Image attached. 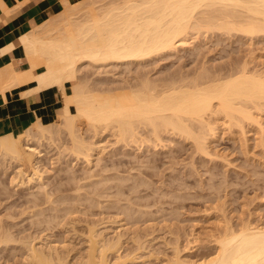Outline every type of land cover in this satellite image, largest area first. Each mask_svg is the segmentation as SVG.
Wrapping results in <instances>:
<instances>
[{
	"label": "bare ground",
	"instance_id": "6f19581e",
	"mask_svg": "<svg viewBox=\"0 0 264 264\" xmlns=\"http://www.w3.org/2000/svg\"><path fill=\"white\" fill-rule=\"evenodd\" d=\"M27 1H29V0L19 1L17 6H15L13 8H9L4 4L3 0H0V5L3 6L4 12L6 13V15L7 14L10 15V11L18 9L19 7H21V5H23ZM61 2L63 4V8L60 7L59 10L54 8L52 11H50L46 15V18L44 17L45 20L43 23L34 26L33 30H30L29 32H26L24 35H22L19 38L17 43H12L9 46L7 45V47L6 48L4 47V49H2V51H1V52H5V51L7 52V51H14L16 49L20 50L22 55L29 61L30 68H28L27 70H24V71L21 69H18L17 68V66H18L17 58L13 62L6 64L3 67H0V92L4 93L6 95L9 91H12L15 88H29L28 90H24L22 92V94L26 95V93H28V92H32V91L36 92L42 88H48L50 85H55L56 87H58V91L60 92V94L63 98L62 99V105L57 110V114H58L59 120H60L58 123L54 122L53 121L54 119L49 121V122H43L42 119L39 117L37 121H35L30 127H28L25 131H23L20 134H9V135H5V136H0V168L1 169H3V167H4V169L6 167L8 168L9 165L11 167V165H12L11 162H14V163H16V167H18L16 169L20 170V171L19 170H16V171H18L19 173L21 171H25V174L27 173L26 175H28V178L26 176V179L29 180V182L31 181V183H32L34 177L35 178L37 177L36 175L39 174L38 176H40V173H38L39 171H37L39 167L36 166L37 160H39L38 158L41 156V153H40L41 151L37 148L39 146L38 143L41 144L40 139L42 138V140L44 142L46 139H47V141L49 139L51 141V138H54L53 136L56 132H57V134L55 135L56 137H57V135L59 137V132L62 135V132H63L62 130H65L66 133L68 134V136L72 140L71 143L73 144L72 145L73 147H72L71 152L73 153L74 152L73 149H74L75 152H77L76 155H78V156L80 155V157L83 156L82 158L86 157L87 158L86 160L88 161L87 163L89 164V161L90 160L92 161V159L91 158L89 159L88 157H91L92 156L91 151L95 150V149H93L94 148L93 143H92L93 141H91V140L96 138L95 134L99 135V134L105 133L104 131H107V130L112 132L114 137H116L115 140L113 139L115 142L122 141L124 144L127 143L129 145L131 143H135L136 145L141 143L142 146H143V144H145L144 143L145 141H147V142L152 141L151 143H154V145L157 146L159 144V141L161 142L163 135L165 136L168 134L167 135L168 137H170V135H173V137H175L174 135H177L178 137H183L185 140L186 139L187 140L192 139L191 141H193V142H191V144L193 143L195 145V149H196L195 154H196V152H198V153L200 152L202 154H204V153L209 154L208 153L210 151V150L208 151L209 145L213 141L212 138H215L213 136L217 135L216 134L217 128L219 130V128L223 126L222 127L223 129H226V127H228V128H230L228 130H232V127L235 126L234 128H238V127L242 128L241 132H243V129H244L243 125L245 124L246 121L247 122H253V123H251V125L252 124L254 125L257 122L258 123L260 122L258 120H260V118L262 116L261 111L263 112V109H264V72L262 69H261L262 72L259 71L260 69L258 71L257 70L254 71V69L250 70L251 69V68H249L250 64L248 65V64H246V62L244 64V61H241V62H243V65L242 64H241V66L239 65L238 67H240V68L237 67L236 70L233 69L234 68V65H233L232 70H234V71L231 73L229 71L230 74H228V75L222 74L220 72L217 73L215 71H214L215 74H213V72H212V74H209V73H207L209 69L207 70V72H205L206 70L202 71L200 69L199 71H202V72H200L199 74H197L193 77H190L189 75H185V76L182 75L181 76L178 73L180 76L174 75V76L169 77L166 80H163L162 82L161 81L155 82V79L152 81L149 78H147V77H150L147 74L146 78L144 77V80L141 79L142 80L141 82H139V79H138L139 84L136 83V81H137V79H136L135 83L137 85L136 86L134 85L135 87H133V85L131 83H129V84H131L132 86L129 85L128 81L124 79L125 81H127L126 85H129V87H131V88L129 89V87H128L127 89H129V90H126V89L123 90L124 88H122V90H120V89L118 90L119 92L116 91L117 88L114 91H111L110 87H109L110 88L109 91H107L108 89L106 87L105 88L107 90H105L104 87H103L104 89L102 88L103 91L105 90L107 92H105V91L101 92L100 89H98L99 92L97 89H96V92H93V88L91 89L90 87H88V83L85 82L86 79L84 80V77L83 78L81 77L84 81L83 80L78 81V79H81V78H79L78 75H81L80 74V68L82 67L83 64H86V63H87V65L88 64H90V65L91 64L102 65V63L103 64L104 63L107 64L108 62L109 63L110 62H113V63L114 62H119V63L123 62L124 63V62H128L131 60H133V61L137 60V62L138 61L140 62V61L145 60V58H149V57L157 55L161 52L165 53V51H167V50L171 51L172 49L176 48L177 43L180 44V42H182V43L185 42V40L187 38L186 36H188L187 34H189V31H191V30L192 31L195 30V31L199 32L200 29H202V30L206 29L205 30V32H206L208 30L210 31V29L212 31L218 29L221 32L222 31L225 32V34L226 33L230 34L232 32L233 33L242 32V33H244L246 35L248 34L250 36L251 35L254 36L255 33L258 34L261 31L264 32V0H108V2L105 0H61ZM35 19H36V17H35ZM218 30H216V31H218ZM194 32H192V33H194ZM198 32H197V35H198ZM205 32H204V34H205ZM238 63H239V61H238ZM87 65H85V66H87ZM201 65H203V64H200V68H202ZM125 66L127 67V65H125ZM205 66H207V65L205 64ZM204 69H206V68H204ZM225 69H226V67H225ZM197 70H198V68H197ZM221 70H222V68H221ZM139 71H141V70H139ZM209 71H211V70H209ZM226 71H227V69H226ZM146 73H148V72H146ZM220 74H222V75H220ZM133 76H135V75L133 74ZM141 76H143V75H141ZM167 76L168 75L166 74V77ZM134 78H132V79H134ZM136 78H138V77L136 76ZM125 81H124V84H125ZM132 81H134V80H132ZM130 82H131V79H130ZM92 83L91 84L89 83V86L92 85ZM122 83H123V81H122ZM108 86H110V85H108ZM120 86L118 88H121L123 86V84L121 87ZM115 87H117V86H115ZM94 90H95V88H94ZM33 95H35V94H33ZM263 117H264V115L262 116V118ZM234 128H233V130H234ZM87 130L88 131L93 130V132L95 133V134H92V135H94V137L90 136V138H92L90 140L91 142L88 140V138H89L88 136L90 133ZM85 131H87L89 134L86 133ZM100 132H102V133H100ZM84 133H86L88 135L87 136L88 138L85 136L87 139H85ZM239 133H240V131H239ZM232 134H234V133H232ZM61 135H60V137H61ZM58 137H57V139H58ZM173 137L171 136V138H173ZM112 138H111V140H112ZM36 139L39 140V141H37L38 143L36 142V145H38V146H35L33 144V141ZM99 139H100V135H99ZM101 139H102V137H101ZM174 139H172V140H174ZM246 139L247 138H245V140ZM54 140H56V139H54ZM248 141L249 140H247V142ZM147 142H146V144H147ZM162 142H163V140H162ZM91 143H92V145H91ZM245 143H246V141H245ZM98 144H100V142H98ZM42 145H41V147H42ZM129 145H127V146H129ZM141 145H140V147H141ZM96 146H97V144H96ZM102 146H101V148H102ZM247 146H249V145H247ZM69 147H70L69 145L66 148H64V146H63V149H65V150L69 149L70 150L71 147L70 148ZM104 147H106V146H104ZM104 147H103V149H104ZM144 147H147V146H144ZM138 149L140 150V148H138ZM193 149H194V147H193ZM245 150H247V149H245ZM115 151H116V149H115ZM59 156L61 157V155H59ZM74 156H75V154H74ZM95 156H97V155H95ZM126 156H128V155L126 154ZM193 156H194V154H193ZM149 157H151V156H149ZM41 158H42V156H41ZM99 159H102V158L99 157ZM141 159H144V158L142 157ZM145 159L147 160V158H145ZM153 161L155 162V160H153ZM153 161L152 162L150 161V164L153 163ZM4 162H8L10 164L8 165ZM138 162H142V161L138 160ZM145 162H142L141 164L144 165ZM99 163L100 162L98 160L97 164H99ZM5 164L8 166H6ZM75 164H76V162H75ZM130 165H132V163ZM139 165H140V163H139ZM139 165H137V166L139 167ZM194 165H192V166H194ZM137 166H133V167L130 166V167H132V169H133ZM65 167H66V165H65ZM84 167H86V166H84ZM89 167H91V166H89ZM121 167L123 168V166H121ZM141 167L143 168V166H141ZM146 167H147V165H146ZM151 167L152 166H150V168ZM67 168H69V167H67ZM110 168L112 169V167H110ZM110 168H108V169H110ZM1 169H0V171H2ZM108 169H107L106 173H108ZM129 169L131 170V168H129ZM5 170L8 171L7 169H5ZM10 170H12V168ZM98 170H100V169H98ZM130 170L128 171L129 174L131 171L133 172L135 169L131 170V171ZM69 171H71V170H69ZM86 171H89V169ZM143 171H145V170H143ZM143 171H141L139 169L137 171V173L134 174V176H137L139 178L140 176L143 175L142 174ZM116 172L120 173L118 170ZM21 173H20V175H21ZM93 173L95 174V172H93ZM124 173H122L123 176H124ZM210 173H211V171H210ZM23 174H24V172H23ZM115 175H117V174H115ZM247 175H249V174H247ZM90 176H89V178H91ZM102 176H100V177H102ZM118 176H119V174H118ZM128 176H130V175H128ZM100 177H98V178H100ZM143 177L146 178L147 175L146 176L144 175ZM143 177H140L141 178L140 181L142 180ZM66 178H67V175H66ZM121 178H122V176H121ZM129 178L130 177H126V174H125V177H123V181H122L123 183L126 181L130 182V184H129L130 189H128L130 191H128V190H126V191H128V192H132L131 190L135 191V188H137V186L139 189L140 183L135 184L136 181L134 179L135 186L132 187L131 185H133V184H131L132 181ZM71 179H72V177H71ZM100 179L106 180L107 178L102 177ZM108 179H111V178L108 177ZM116 179H117V177H116ZM127 179H129L130 181ZM176 179H177V177H176ZM13 180L14 179H11L12 182H13ZM76 180L78 181V179H76ZM87 180H89V179H87ZM87 180H85V182ZM95 180H97V179H95ZM99 180H97V181H99ZM113 180H115V179L113 178ZM73 181H74V179H73ZM118 181H120V180L118 179ZM146 181H148V178ZM149 181H151V180H149ZM201 181H202V179H201ZM208 181H209V179H208ZM78 182H80V181H78ZM82 182H84V181H82ZM106 182H108V181L106 180ZM106 182L104 183V185L107 184ZM138 182H139V180H138ZM218 182H219V180H218ZM90 183H91V181H90ZM97 183H99V182H97ZM143 183H144V181H143ZM143 183L141 184V186L147 184V182H146V184H143ZM213 183L215 184V182H213ZM74 184H76V183H74ZM180 184H181V182H180ZM223 184L221 186H223ZM80 185H81V183H80ZM118 185H120V184H118ZM204 185L205 184H203V186ZM78 186H79V184H78ZM78 186H76V187H78ZM81 186L83 187V185H81ZM105 186L107 187V185H105ZM185 186H187V185H185ZM185 186H184V188H186ZM86 187H87V185L85 186V188ZM117 187H115L114 189H116ZM39 188H40V190H42L41 187H39ZM78 188L82 189L81 187H78ZM104 188L105 187H102V189H104ZM110 188H112V186ZM124 188H128V187L124 186ZM181 188H183L182 185H181ZM4 189H6V188H4ZM43 189H45V187ZM88 189L90 190L91 187ZM138 189H136V190H138ZM92 190L90 191V193L93 192ZM104 190H100L99 192L104 191ZM107 190H108V188H107ZM214 190H215V188H214ZM217 190H215V191H217ZM77 191L78 190L76 188L75 192L78 193ZM45 192H47V191H45ZM52 192L55 193L54 191H52ZM52 192L50 189L49 194ZM123 192H120V193L124 194ZM153 192L155 194V191H153ZM44 193H43L44 196L42 195V197H46ZM80 193H81V191H80ZM85 193L83 194V196L85 195ZM136 193H137V191H136ZM136 193H135V195H138V193H140V192H138L137 194ZM142 193H144V192H142ZM175 193H173V194H175ZM36 194H38V192ZM79 194H78V196H79ZM86 194H88V193H86ZM103 194H104V192H103ZM105 194L109 195L108 193H105ZM133 194L134 193H132V195ZM97 195L100 196V194H97ZM121 195H119V196L121 197ZM148 195H145V196H148ZM163 195H162V197H163ZM166 195H168V194H165L164 196H166ZM181 195H183V194H181ZM217 195H216V197H217ZM52 196H54V195H52ZM58 196L60 197L62 195L60 194ZM117 196L115 199H117ZM128 196L130 198V195H128ZM128 196H127V198H128ZM145 196L143 194V198H145ZM59 197H58V199H59ZM85 197L88 198V195H86ZM90 197H92V196H90ZM102 197L103 196L100 197L101 200H103ZM111 197H112V195L110 196V199H111ZM36 198H38V197L36 196ZM62 198H63V196H62ZM69 198H71V196ZM75 198L77 199V197H75ZM103 198L106 199V197H103ZM138 198H142V197H140L138 195ZM147 198H145V199L147 200ZM176 198H177V196H176ZM180 198H182V197H180ZM51 199H52V197H51ZM54 199L56 200L55 197H54ZM54 199H53V201H54ZM63 199H66V198H63ZM83 199H82V201H83ZM92 199H96V198L93 197ZM115 199L113 198V201ZM132 199L135 201L134 198H132ZM88 200H89V198H88ZM90 200H89V202H90ZM72 201L76 202L73 199H72ZM95 201H97V200H95ZM95 201H94V203H95ZM106 201L107 200H105V202ZM115 201H118V200H115ZM125 201H127V200H125ZM156 201H158V200H156ZM31 202H32V200H31ZM34 202H35V200H34ZM46 202H48V204H49L50 200H47ZM74 202H73V205H74ZM98 202H100V201L98 200ZM109 202H107L108 205H109ZM136 202H138V201L136 200ZM44 203H45V201H44ZM62 203H64L63 200L61 202V206H62ZM91 203H93V200H91ZM102 203H103V201H102ZM112 203H114V202H112ZM120 203H122V202L120 201ZM146 203H148V202H146ZM39 204H42V202ZM55 204H57V203L55 202L54 205ZM88 204L89 203L87 202V205ZM90 204H89V207H90ZM115 204H119V203L117 202ZM128 204L131 205L132 203L130 204L128 201ZM135 204H137V203H135ZM31 205H33V204H31ZM34 205H36V204L34 203ZM51 205H52V203H51ZM51 205L50 204L48 206L46 205L47 209H49L48 207ZM95 205L96 204H94L93 206H95ZM110 205H111V203H110ZM129 205H127V206H129ZM155 205H156V203H155ZM162 205L163 204L159 205L160 208ZM41 206H44V205H41ZM64 206L68 207L69 205L68 204L65 205V203H64ZM70 206H72V203L70 204ZM99 206H102V205H99ZM134 206H136V205H134ZM140 206H142L144 209L143 205H140ZM25 207H28V206H25ZM52 207H54V206H52ZM79 207H80V205H79ZM89 207L87 206L88 209H89ZM114 207H116V206H114ZM118 207H120V204L118 205ZM118 207H117V209H118ZM142 207H141V210H142ZM36 208L39 209L38 211H40V209H42L43 207L40 208L39 206H37ZM71 208H70V210H71ZM74 208H76V207H73V209ZM92 208H94V207H92ZM92 208L89 210H92ZM108 208H110V207H108ZM132 208H130V210ZM136 208H137V206H136ZM160 208L158 210H160ZM52 209H54V208H52ZM63 209H66V208L64 207ZM100 209H103V208H100ZM128 209H129V207H128ZM128 209H127V215L130 214L129 213L130 211L128 212ZM135 209L133 208L132 210H135ZM161 209H163V208H161ZM25 210H26V208H25ZM34 210L36 211V209H34ZM62 210H61V213H62ZM66 210H63V211H66ZM70 210L66 211L67 213H69V216L71 215L70 212H72ZM74 210H76V209H74ZM121 210H122V208H121ZM137 210H138V208H137ZM49 211H51V210H49ZM78 211H79V208L77 209L76 212H78ZM138 211H140V210H138ZM144 211H145V213L147 212L146 210H144ZM24 212H26V211H24ZM37 212H34V214L36 215ZM45 212L43 214L40 213V217H41V215L43 216L45 214ZM58 212H59V210H58ZM76 212L74 211V213H76ZM84 212H85V210L82 211V213H84ZM120 212H122V211H120ZM21 213H23V210L21 211ZM61 213L56 214V215H61ZM67 213L64 215L66 216ZM78 213H80V211ZM88 213H90V211ZM88 213L86 212V214H88ZM123 213L125 214L126 212H124V210H123ZM123 213H121V214H123ZM148 213L150 214L151 211ZM38 214H39V212L37 213V215ZM50 214H52V213H50ZM157 214H158V211H157ZM163 214L165 215V213H163ZM28 215H29V213H28ZM37 215L36 216L32 215V218L37 217ZM45 215L43 217H46ZM72 215H73V212H72ZM136 215H139V214H136ZM142 215H143V213H142ZM51 216L48 218V215H47V218L51 219ZM55 216H54V218L56 219L57 216L56 217ZM74 216H76V215H74ZM131 216H135V215H131ZM131 216H129V217H131ZM11 217H13V216L11 215ZM43 217H42V219H45L47 221V219L43 218ZM137 217H136V219H137ZM27 218H29V216H27ZM30 218H31V216H30ZM54 218L52 217L53 222L59 221V219H60V217H57L58 220L57 219L54 220ZM40 219L41 218H39V220ZM125 219H126V216H125ZM130 219L128 218V220H130ZM141 219H140V221H141ZM37 220L36 221L34 220V222L38 223ZM73 220H75V219H73ZM133 220H135V218ZM31 221H33V220L31 219ZM52 221L49 223L47 221L46 224L49 225L50 223H53ZM41 222H43V221H41ZM13 223H14V221H13ZM29 223H30V220H29ZM89 223H91V222L89 221ZM93 223L96 225L95 222H93ZM93 223H91V225ZM3 224H4V222H3ZM30 224H32V222ZM39 224H41V223L39 222ZM35 225L38 226L37 224H35ZM43 225H45V224H43ZM50 225L52 226V224H50ZM58 225H60V224H58ZM86 225H87V221H86ZM29 226L32 227L33 225L32 226L29 225ZM45 226H47V225H45ZM45 226H43V227H45ZM55 226H57V224H55ZM11 227L8 229H6L7 227H5L2 229V232L4 231V229L6 230V232H5V234L0 232L1 234H3V235L0 234V242L2 243V241H4L2 244H9V243H11V241H12V243L14 241L15 244L17 243L16 245H18L19 239L17 240V239H15V237L11 236V234L13 233L12 231L7 232V230L11 229ZM85 228H87V227H85ZM74 229H76V228H74ZM90 229H91V226L88 229L89 232L87 231L88 234L86 233L88 235L87 238L88 237L91 238L90 240L86 239L87 242H89V246H87L88 243L86 242L87 243V245H86L87 246V252H86L87 254L86 255H88V257H86V258L84 257L85 258V259L83 258L84 260L80 259L79 261H76L75 264H110L107 262V258H106V254H105L107 252H105L106 250L104 251V249H105L104 247H107V248L113 247V249L115 248L114 246L117 247V244L120 243L119 239L121 238L120 237L121 235L119 234V238L117 237L118 235L116 236L118 238V239L116 238L117 240H115V238H113L115 241H113L112 239L111 240L107 239V240H109V241H107V240H103L104 238L102 239L101 236H99L96 233L97 231L94 232L95 231L94 226L91 230ZM222 229L223 230L221 232L218 231L219 234L216 230L217 233H215V234H217V235H213L214 239L212 242H214V246L211 243V245L213 247H215V249H214L215 251L213 253H210L207 256H202V258L200 260H196V261H194V259L193 260L190 259V260H192V261H190L188 258H187V260H189V261H186V260H184V258L182 259V257L181 258L176 257L178 259H176V260L174 259L173 262L170 259V262L169 263L167 262V263L168 264H264V222H262V224L260 223V224H256V225L255 224L253 225L252 222H248V223H244V224L242 223L241 226L239 225L237 227H235V226L233 227L231 224L229 225V222H228V224H226V221H225L224 227ZM37 231H36V233H37ZM90 231L96 233L97 236L95 239L93 238V237H95V235L92 236L93 233ZM21 232L22 231H20V233ZM82 232H83V230H82ZM99 232H102V231H99ZM89 233H92L91 236ZM137 233H139V232H137ZM38 234H39V232H38ZM42 234L43 233H41V235ZM12 235L16 236L14 234H12ZM29 235L30 234H28L27 236H29ZM33 235L36 236L34 233H33ZM41 235L39 234L38 236H36L37 237L36 242H37V240L39 241V238H40V240L43 239V237ZM100 235H102V234H100ZM30 236L34 237L32 235H30ZM39 236H41L42 238ZM98 236L100 238H98ZM21 237H24V236H21ZM31 237H29L28 239L26 238L27 240L24 237V239H23L24 243L23 244L21 243V245H24V244L26 245V246L25 245L23 246L26 248V252H24L25 251L24 250L23 251L24 254H23V252H22L23 255L21 254L23 256V259L20 258L23 260L22 261L23 264H70L71 262H73V261L69 262L70 259L67 257V255L65 256V255H63L62 252H59V251H61V250L57 249L59 246L58 245H57V247L53 246L52 241H51L52 242L51 244H48V245H52V246H48V248L46 250L45 247H47V245L42 246V244L44 245V243H40L41 245L37 246L38 243H36L34 241L37 244L36 245L33 242L34 238L32 239ZM46 237H48V236L46 235ZM85 237H86V235H85ZM85 237H84V239H85ZM137 238H139V237H137ZM101 239L104 241V244L102 241H99ZM15 240H17V241H15ZM23 240H21V242H23ZM45 240H44V242H45ZM59 240H62V239L60 238ZM5 241H9V243L8 242L6 243ZM48 241H47V243H48ZM116 241L117 242L119 241V242L117 243ZM209 241H210V239H209ZM19 242H20V240H19ZM101 242L104 245L103 248L101 247L102 246ZM57 243H58V240H57ZM138 243H140V241ZM142 244H144V243H142ZM9 245H11V244H9ZM63 246L61 245V247H63ZM0 247L4 248V245L3 246L1 245ZM5 247H6V245H5ZM88 247H89V250H88ZM100 247L103 250L102 249L100 250ZM143 247H144V245H143ZM21 248H22V246H21ZM109 248H108V250H109ZM140 248H142V246ZM0 252H1V249H0ZM67 252L69 253V250H67ZM129 253H127V254H129ZM65 254H66V252H65ZM62 255L65 256V258ZM82 255L83 254H81V256ZM120 257H122V256H120ZM67 259H69V260H67ZM76 260H77V258H76ZM71 264H73V263H71Z\"/></svg>",
	"mask_w": 264,
	"mask_h": 264
},
{
	"label": "rangeland",
	"instance_id": "374dc122",
	"mask_svg": "<svg viewBox=\"0 0 264 264\" xmlns=\"http://www.w3.org/2000/svg\"><path fill=\"white\" fill-rule=\"evenodd\" d=\"M105 1L108 2V0H105ZM61 8H63V5L61 6ZM205 30L206 29H203V30L200 29L199 32L195 31V30H194L195 31L194 32L191 30L194 33L189 31V34H187L188 36H186L187 37L185 40L186 43L185 42L184 43L180 42V44L177 43L176 48L172 49L173 51L167 50V51H165V53L161 52V53H159L160 55L157 54L158 56L154 55V56H151L149 58H145V60H143V61H140V62L138 61L139 63L137 62V60H134V61L131 60L128 62H124L125 64L123 62H121V63H119V62H114V63L110 62L109 63L108 62L107 64L102 63V65H100V64H91V65L88 64L87 65V63L83 64L82 67L80 68V74L81 75H78V76H79V78L84 77V80L86 79L85 82L88 83V87H90L91 89L93 88V92H96V89L97 90L100 89L101 92H104L107 89H108L107 91H109L110 88H111L110 89L111 91H114L116 88H117L116 91H118L119 89L122 90V88H124L123 90H125V89L129 90L131 88V87H129V85L132 84L133 87H135L137 84H139V82L144 80V77L146 78L147 74H148V76H150L147 78H149L152 81L155 79V82L156 81L162 82L163 80H166L171 76H174V75L178 76L179 74L181 76L182 75L183 76L189 75L190 77H193L202 71L206 70L205 72H207L208 69L211 70V71L208 70L207 73H209V74H212V72H213V74H215L214 73V71H215L217 73L220 72L222 74L228 75L231 72H233L234 70H236V68L239 65L240 66H241V64L243 65V62H241V61H244V64H245V62L248 65L250 64L249 65V68H251L250 70L254 69V71L255 70L258 71L260 69L259 71H261V69H262L264 72V32L261 31L258 34L255 33L254 36L253 35L250 36V35H248V34L246 35L242 32H235V33L232 32L233 34L232 33H230V34L226 33L225 34V32L222 31L223 32L222 33L218 29H216L218 31H216V30L212 31L210 29V31L208 30L206 32H205ZM203 31L205 32V34ZM197 32H198V35H197ZM238 61H239V63H238ZM200 64H203V65H201L202 68H200ZM205 64L207 66H205ZM85 65H87V66H85ZM125 65H127V67ZM233 65H234V68H233ZM225 67H226L227 71H226ZM197 68H198V70H197ZM204 68H206V69H204ZM221 68H222V70H221ZM232 68L234 70H232ZM238 68H240V67H238ZM200 69L202 71H199ZM139 70H141V71H139ZM229 71H230V73H229ZM146 72H148V73H146ZM132 73L135 76H133ZM166 74L168 75L167 77H166ZM222 74H220V75H222ZM141 75H143V76H141ZM136 76L138 78H136ZM82 78L78 79V81L83 80ZM132 78H134V79H132ZM124 79L128 81V84L129 83H131V84L126 85L127 81H125ZM130 79H131V82H130ZM136 79H137V81H136ZM138 79H139V82H138ZM132 80H134V81H132ZM122 81H123V83H122ZM124 81H125V84H124ZM135 81L137 84L135 83ZM89 83L90 84L92 83L93 86L95 84L96 85L94 87L92 85L89 86ZM119 84L121 86H122V84H123V86L124 85L125 86L121 87ZM108 85H110V86H108ZM115 86H117V87H115ZM119 86L121 88H118ZM103 87L104 88L106 87L107 89L105 88V90L103 91V89H104ZM128 87H129V89H127ZM94 88H95V90H94ZM107 91H105V92H107ZM98 92H99V90H98ZM52 97H53V99H52L53 100L52 101V104H53L52 116L54 117L53 121L58 123L60 120H59V116L57 114V110L62 105V99L63 98H62L60 92H56V93L52 94ZM263 112H264V109H263ZM263 112L261 111L262 116L264 115ZM262 116H261L260 120H258L260 122L255 123L257 126L255 124L251 125V123H253V122H247L246 121L245 124L243 125V128H244L243 132H241L242 128L238 127L240 129L239 130L238 128H234L235 126L232 127V130H228V129H230L228 127H226V129H223L222 128L223 126L220 127L219 130L217 128V132H216L217 135L213 136L215 138H212L213 141L209 145V149H208V151L210 150L208 152L209 154H207V153L202 154L200 152L199 153L196 152V154H195L196 149H195V145L193 143L192 144L194 146L191 144V142H193V141H191L192 139H188L189 140L188 141L187 139L185 140L183 137H178L177 135H174L175 137H173V135H170V134H169L170 137L167 136L168 134L165 136L163 135V138H162L163 142H162V140H161L162 143L159 141V144L157 146L154 145V143H151L152 141H149V142L145 141L144 142L145 144H143V146L141 145V143L138 144L139 146L136 145L135 143H131L130 144L131 146L134 144L131 147L126 142H125L126 144H124L122 141L115 142L114 140L116 137H114L112 132H110L108 130L104 131L105 133H102L103 131L100 132V133H102V134H99L100 139H99V135L95 134L93 132V130H91V131L87 130L91 135L87 131H85L86 133L89 134V136L86 133H84L85 134L84 137L88 136L89 138L88 137L87 138L89 141L92 139V138H90V136L94 137V135H92V134L96 135V138L91 140V141H93L92 143H93V147H94V148L93 147L92 148L95 150L91 151L92 156L90 155L91 157H88V158L89 159L91 158L92 161L90 160L89 164H88L86 157L82 158L83 156L80 157V155L79 156L76 155L77 152H75L74 149H73V151L75 153L74 152L73 153L75 154V156L71 152L72 147H73L72 146L73 144L71 143L72 140L68 136V134L66 133L65 130H62L63 132L61 131L62 135L59 132V137L57 135L58 139L55 136L57 134V132H56L53 136L54 138H51V141H50V139L48 141H47V139L46 140L44 139L45 140V142H44L41 138L40 139L41 144H39L37 142V141H39L38 139L34 140L33 144L35 146L39 145L37 148L41 151L40 153H41L42 158L40 156L38 158L39 160H37V163H36V166L39 167L37 171H39L38 173H40V176H38L39 174L37 173L38 175H36L37 176L36 178L34 177L32 183H31V181L29 182V180L26 179V176L28 178V175H26L27 173L25 174V171H21L22 172V173L20 172L21 175L18 171H16L19 169H16L18 167H16V163H14V162H11V164H12L11 167L9 165L10 163H8L9 161L4 162V163L9 165L8 166L5 164L6 166H8V168L7 167L5 168L8 171H6L4 169V167H3V169L0 168L2 170V171H0V186H1L0 187V223H1L0 224V227H1L0 232L5 234L6 230L4 229V231L2 232V229L5 227H7L6 229H8L12 226L10 230H7V232L12 231L13 233L12 232L11 233L16 235V236H13L12 234H11V236L15 237V239H17V240L18 239L20 240V242L18 240L19 246L16 245L17 243L15 244L14 241H13L14 244L12 243V241H11V243H9V241H5L6 243L8 242L11 245L2 244L4 241H2V243L0 242L1 243L0 246L4 245V248L0 247V249H1L0 264H23V262H22L23 256L22 255L24 254V252H26V248L23 247L25 244L21 245V243L22 244L24 243V240H23L24 237H25V239L26 238L28 239L29 237H31L30 235L34 236L33 233L36 236H38L39 234L41 235V233H43L44 235L42 234L41 236L43 237L44 240L46 239L44 242L43 239L40 240V238H39V241L37 240V242H36L37 237L36 236L31 237L32 239L34 238L33 242L35 241L36 243H38V245H37L34 242L37 246L41 245L40 243H44V245L42 244V246L47 245V247H45V249L47 250L48 246L53 245V246L57 247V245H58L59 247L57 249L61 250V251H59V250L58 251L62 252L63 255H65V256L67 255V257L70 259V260L69 259H67V260H69V262L73 261L71 263L75 264L76 261H79L80 259H83L84 257L85 258L88 257V255H86L87 254L86 253L87 252V246H89V242H87V240H90L91 238L88 237L89 238L88 239L87 234L89 232L88 229L90 228V226H91V229L94 226V230H95L94 232L97 231L96 233L99 236H101L102 239L104 238L103 240H107V239L111 240L112 239L113 241H115L119 238V234L121 235L120 236L121 238L119 239L120 243H118L119 241L118 242L116 241L118 243L117 247L114 246L115 247L114 249H113V247H110V248L108 247L109 250L107 247H104L105 248L104 251L106 250L105 252H107V253H105L106 258H107V262L110 264H115V263L116 264H168L170 262V259L173 262L174 259L176 260V259L182 257V259L184 258V260H186V261H189L190 259H192V260L194 259V261H196V260H200L202 258V256H207L208 254L213 253L215 251L214 250L215 247H213L214 242H212L214 239L213 235H217L215 233H217L218 231L221 232L223 230L222 228L224 227L225 221H226V224H228V222H229V225L231 224L233 227L234 226L237 227L239 225L241 226L242 223L244 224V223H248V222H252L253 225L254 224L255 225L260 224V223L262 224V222H264L263 221L264 220V117L262 118ZM233 128H234V130H233ZM239 131H240V133H239ZM231 132L234 134H232ZM60 135H61V137H60ZM171 136L173 138H171ZM86 137H85V139H87ZM101 137H102V139H101ZM111 138H112V140H111ZM245 138H247V139L245 140ZM54 139H56L57 141ZM172 139H174V140H172ZM247 140H249V141L247 142ZM245 141L247 144L245 143ZM36 142L38 143V145H36ZM98 142H100V144H98ZM146 142H147V144H146ZM92 143H91V145H92ZM96 144H97V146H96ZM41 145H42V147H41ZM68 145L71 147L70 150L69 149H66V150L63 149V146H64V148H66V147H68ZM127 145H129V146H127ZM140 145L142 148L140 147ZM247 145H249V146H247ZM101 146H102V148H101ZM104 146H106V147H104ZM144 146H147V147H144ZM103 147L105 150L103 149ZM193 147H194V149H193ZM138 148H140V150ZM115 149H116V151H115ZM245 149H247V150H245ZM115 152L117 154L118 153L119 154L117 155ZM126 154L128 156H126ZM193 154H194V156H193ZM59 155H61V157ZM95 155H97V156H95ZM149 156H151V157H149ZM99 157L102 159H99ZM142 157L144 159H141ZM145 158H147V160ZM98 160L100 162L99 164H97ZM138 160H140L142 162L146 161L144 163V165L147 163L146 165L148 168L146 167V165L145 166L142 165L141 164L142 162H138ZM153 160H155L156 163ZM150 161L151 162L153 161V163L150 164ZM75 162H76V164H75ZM131 163H132V165H130ZM139 163H140V165H139ZM191 164L192 165L195 164L194 165L195 167L192 166ZM65 165H66V167H65ZM137 165H139V167ZM84 166H86V167H84ZM89 166H91V167H89ZM109 166L112 167V169ZM121 166H123V168ZM130 166H132V167L137 166V167L132 169V167H130ZM141 166H143V168ZM150 166H152V167L150 168ZM67 167H69V168H67ZM9 168L10 169L12 168V170H10ZM87 168L89 169V171H86V170H88ZM108 168H110V169H108ZM129 168H131V170L135 169L136 171L134 170L132 172ZM138 168L141 171L145 170L142 173L143 175L141 174L142 176H140V177L147 175V177L146 178L143 177L144 179L142 178L141 181H140V179H141L140 177L138 178L137 176H134V174H136L137 171L139 170ZM98 169H100V170H98ZM107 169H108V173H106ZM116 169L120 173H117ZM69 170H71V171H69ZM129 170L131 171L130 174L128 172ZM210 171H211V173H210ZM23 172H24V174H23ZM93 172H95V174ZM114 173L117 175H115ZM122 173H124V176ZM118 174H119V176H118ZM125 174H126V177H130L129 179L132 181L131 184H133V185H131L132 187L135 186V184L140 183L139 189H138V186L136 185L137 188H135V191L131 190L132 192H128V191H130V190H128V189H130V187H129L130 182L126 181V182H124L125 184L122 182L123 177H125ZM127 174L130 176H128ZM247 174H249V175H247ZM66 175H67V178H66ZM89 176L92 179L89 178ZM100 176H102L103 178H107L106 180L108 182H106L105 179H100V178H102ZM107 176L110 177L111 179H108ZM121 176H122V178H121ZM71 177H72V179H71ZM98 177H100V178H98ZM116 177H117V179H116ZM176 177H177V179H176ZM113 178L115 180H113ZM147 178H148V181H146ZM11 179H14L13 182L11 181ZM73 179H74V181H73ZM76 179H78V181H80V182H78ZM87 179H89V180H87ZM95 179H97V180L100 179V180L97 181ZM118 179L120 181H118ZM129 179H127V180H129ZM134 179L136 182L134 181ZM137 179L139 180V182ZM201 179H202V181H201ZM208 179H209V181H208ZM85 180H87L88 182L87 181L85 182ZM149 180H151V181H149ZM218 180H219V182H218ZM82 181H84V182H82ZM90 181L92 184L90 183ZM143 181H144V183H143ZM97 182H99V183H97ZM105 182L107 183V184H105V185H107V187L104 185ZM134 182H135V184H134ZM146 182L148 185L146 184ZM180 182H181V184H180ZM213 182H215V184ZM74 183H76V184H74ZM80 183H81V185H83V187L80 185ZM142 183L146 184V185L141 186ZM78 184H79V186H78ZM118 184H120V185H118ZM203 184H205V185L203 186ZM222 184H223V186H221ZM86 185L88 188L91 187V189L89 190L87 187L85 188ZM181 185L183 186V188H181ZM185 185H187V186H185ZM76 186L81 187L83 190L79 189ZM111 186H112V188H110ZM124 186H127L128 188H124ZM184 186L186 188H184ZM3 187L6 189H4ZM39 187H41L42 190H40ZM42 187L43 188L45 187V189H43ZM102 187H105L104 188L105 190L102 189ZM115 187H117L118 189L117 188L114 189ZM76 188L78 190L77 191L78 193L75 192ZM107 188H108V190H107ZM214 188H215V190H217V189L218 190L215 191ZM50 189H51V192L54 191L55 193L52 192L53 194L52 193L49 194ZM136 189H138L139 191ZM79 190L81 191V193ZM91 190L96 195L93 192L90 193ZM96 190L98 192L100 190H104V191H101L98 193ZM126 190H128V191H126ZM43 191L44 192L47 191V192L44 193ZM136 191H137V193L140 192L142 194L141 195L140 193H138V195L142 198H138V195H135ZM141 191L144 193H142ZM153 191H155V194ZM37 192H38V194H36ZM85 192L88 194H86ZM103 192H104V194H103ZM120 192H123L125 195L120 193ZM43 193L45 194V196L47 198L42 197ZM84 193H85V195L83 196ZM105 193H108L109 195H107ZM132 193H134V194L132 195ZM173 193H175V194H173ZM60 194L63 196V198H66V199H63L62 196L59 197L58 195H60ZM78 194L80 197L78 196ZM97 194H100V196ZM143 194H144V196L149 194L148 196H145V198L148 197L147 200L145 198H143ZM163 194L164 195L168 194V195L164 196ZM181 194H183V195H181ZM52 195H54V196H52ZM86 195H88L89 200L90 199L93 200V203H91V200L89 202L88 198L85 197ZM111 195L114 199L118 195L117 199H115L118 201H115V200L113 201L112 197L110 199ZM119 195H121V197ZM128 195H130V198ZM162 195H163V197H162ZM216 195H217V197H216ZM36 196L38 198H36ZM48 196L49 197L51 196L52 199H51V197L49 198ZM70 196H71V198H69ZM74 196L77 197V199ZM90 196H92V197H90ZM101 196L106 197V199L102 197L103 200H101L100 199ZM127 196L129 199L127 198ZM176 196H177V198H176ZM54 197L56 198L57 201L54 199ZM58 197H59V199H58ZM93 197L96 199H92ZM131 197L134 198L135 201ZM180 197H182V198H180ZM53 199H54V201H53ZM72 199L75 200L76 202L72 201ZM82 199H83V201H82ZM31 200H32V202H31ZM34 200H35V202H34ZM47 200H50V202H49L50 205L52 203V205L48 207L49 209H47V206L49 205L48 202H46ZM62 200L65 203V205L68 204L69 206L68 207L64 206V203H62V206H61ZM95 200H97V201H95ZM98 200L101 203L98 202ZM105 200H107V201L105 202ZM125 200H127V201H125ZM136 200L138 202H136ZM156 200H158V201H156ZM40 201L42 202V204H39V203H41ZM44 201L46 204L44 203ZM79 201L80 202L82 201V202L80 203ZM94 201H95V203H94ZM102 201H103V203L105 202L104 203L105 205L102 203ZM120 201L122 203H120ZM128 201L130 204L132 203L131 204L132 206L128 204ZM145 201L148 203H146ZM53 202L54 203L56 202L57 204L54 205ZM73 202H74L75 206L73 205ZM87 202L89 204L91 203L92 205L90 204V207H89V204L87 205ZM107 202H109V205L111 203V205L113 207L111 205L109 206ZM112 202H114V203H112ZM117 202L120 204V207H118L119 204H115ZM154 202L156 203V205ZM34 203L36 205H34ZM69 203L70 204L72 203V206L76 207V208H74L76 210H74L73 207L70 206ZM135 203H137V204H135ZM31 204H33V205H31ZM94 204H96V205L93 206ZM158 204L159 205L163 204L161 206V208H163V209H161ZM41 205H44V206H41ZM79 205H80V207H79ZM99 205H102V206H99ZM127 205H129V206H127ZM134 205H136L138 210H140V211H138L136 206H134ZM140 205H143L144 209ZM25 206H28V207H25ZM37 206H39L40 208H42V207L43 208L40 209V211H38L39 209L36 208ZM52 206H54V207H52ZM87 206L89 207V209H91L92 207H94V208H92V210H89L87 208ZM114 206H116V207H114ZM64 207L66 209L68 208L67 209L68 211L72 207L70 211L73 212V215H72V212H70L71 215L69 216V213L66 212L67 210L63 209ZM108 207H110V208H108ZM117 207L119 210L117 209ZM128 207H129V209H128ZM132 207L134 209L135 208L136 209L132 210L133 209ZM141 207H142V210H141ZM25 208H26V210H25ZM52 208H54V209H52ZM78 208H79L80 213H78L79 211L76 212ZM100 208H103V209H100ZM121 208H122V210H121ZM130 208H132V209L130 210ZM159 208H160V210H158ZM34 209H36V211ZM62 209L66 210V211H63ZM127 209H128V212L130 211L129 212L130 214H128V215H127ZM22 210H23V213H21ZM49 210H51V211H49ZM54 210L55 211L57 210L56 211L57 213ZM58 210H59V212H58ZM61 210H62V213H61ZM84 210H85V212L82 213V211H84ZM123 210H124V212H126L125 213L126 215L123 213ZM144 210L147 211L146 212L147 214L145 213ZM24 211H26V212H24ZM33 211L34 212L38 211L39 216L37 215V213H38L37 212L36 213L37 217L32 218V215L36 216ZM74 211L76 213H74ZM89 211H90V213H88ZM120 211H122V212H120ZM150 211H151V213L149 214L148 212H150ZM157 211H158V214H157ZM44 212L46 214V215L44 214L46 217H43L44 215L43 216L41 215V217H40V213L43 214ZM49 212L52 214H50ZM86 212L88 214H86ZM28 213H29V215H28ZM60 213L62 216L56 215V214H60ZM66 213H67V215L65 216L64 214H66ZM121 213H123V214H121ZM142 213H143V215H142ZM163 213H165V215ZM136 214H139V215H136ZM11 215L13 217H11ZM47 215H48V218L52 215L51 219H48ZM55 215L57 217H60V219H59V221H54L55 222L54 223L52 221L53 220L52 217L54 218ZM74 215H76L77 217ZM131 215H135L136 217L137 216L138 217L136 219L135 216H131ZM27 216H29V218H27ZM30 216H31V218H30ZM125 216H126V219H125ZM129 216H131L133 219L135 218V220H133ZM38 217L41 219L39 220ZM42 217L46 218L48 223L52 221L53 223H50V224H52L53 227L50 224L49 225L46 224L47 221L45 219H42ZM57 217H56V219L58 220ZM128 218L129 219L131 218V219L128 220ZM31 219L33 221H31ZM56 219L54 218V220H56ZM73 219H75V220H73ZM140 219H141V221H140ZM29 220H30V223L32 222V224L29 223ZM34 220L35 221L37 220L38 223H35ZM88 220L91 223L95 222L96 225L94 223H93L94 225L93 224L91 225V223H89ZM13 221H14V223H13ZM41 221H43V222H41ZM86 221H87V225L89 224L88 226L86 225ZM3 222H4V224H3ZM39 222L41 224H39ZM61 222L62 223L64 222V223L62 224ZM42 223L47 225L48 227L43 225ZM35 224H37L38 226H36ZM55 224H57V226H55ZM58 224H60V225H58ZM29 225H31V226L33 225V226L30 227ZM43 226H45V227H43ZM85 227H87V228H85ZM74 228H76L77 230ZM34 229L36 231L38 230L37 233ZM82 230H83V232H82ZM98 230L102 231V232H99ZM216 230H217V232H216ZM20 231H22V232L20 233ZM38 232H39V234H38ZM90 232H92V231H90ZM94 232H92L93 234L92 233H89V234H90V236H91V234H92V236L95 235V237H93L95 239L97 235ZM137 232H139L140 234ZM27 233L30 235L27 236L28 235ZM3 234H1V235H3ZM84 234L86 235V237ZM100 234H102V235H100ZM218 234H219V232H218ZM46 235L49 238L46 237ZM21 236H24V237H21ZM41 236H39V237H41ZM99 236H98V238H100ZM84 237H85V239H84ZM137 237H139V238H137ZM60 238L62 240H59ZM113 238H115V240ZM102 239L99 241H102L104 244V241ZM209 239L211 242L209 241ZM17 240H15V241H17ZM21 240H23V242H21ZM57 240H58V243H57ZM109 240H107V241H109ZM47 241H48V243H47ZM139 241H140V243H138ZM86 242L88 243V245ZM102 242H101V244H102ZM51 243H52V245H48ZM142 243H144V244H142ZM211 243L213 246L211 245ZM103 244L101 246L102 248L104 246ZM5 245H6V247H5ZM61 245L62 246L64 245V246L61 247ZM143 245H144V247H143ZM21 246H22V248H21ZM141 246H142V248H140ZM101 247H100V250L102 249ZM67 250H69V253L67 252ZM88 250H89V247H88ZM22 252H23V254H22ZM65 252H66V254H65ZM80 253L83 254L82 255L83 257L81 256ZM127 253H129V254H127ZM65 256H63V257L65 258ZM120 256H122V257H120ZM176 257H178V258H176ZM20 258H22V259H20ZM76 258H77V260H76ZM187 258L189 260H187ZM192 260H190V261H192Z\"/></svg>",
	"mask_w": 264,
	"mask_h": 264
},
{
	"label": "crops",
	"instance_id": "0c3cea01",
	"mask_svg": "<svg viewBox=\"0 0 264 264\" xmlns=\"http://www.w3.org/2000/svg\"><path fill=\"white\" fill-rule=\"evenodd\" d=\"M3 1L7 7L13 8L17 6L19 1L24 0ZM62 5L61 0H29L18 9L10 11L8 16L4 12L3 6L0 5V67L17 58L18 69L24 71L30 68L29 61L20 50L1 52L2 49L12 43H17L22 35L33 30L34 26L43 23L50 11L54 8L59 10ZM28 89L15 88L6 95L0 92V136L20 134L39 117L43 122L54 119L52 116V94L59 92L58 87L50 85L48 88H42L36 92L22 94L24 90Z\"/></svg>",
	"mask_w": 264,
	"mask_h": 264
}]
</instances>
